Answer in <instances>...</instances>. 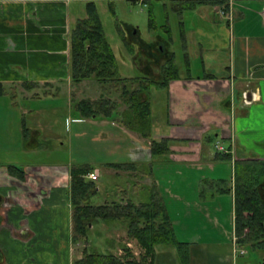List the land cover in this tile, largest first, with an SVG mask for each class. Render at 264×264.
Listing matches in <instances>:
<instances>
[{"label":"crops","instance_id":"obj_1","mask_svg":"<svg viewBox=\"0 0 264 264\" xmlns=\"http://www.w3.org/2000/svg\"><path fill=\"white\" fill-rule=\"evenodd\" d=\"M68 6V0H0V83L6 90L14 88L15 91L14 98L8 93L7 109L11 113L21 110L18 121L9 115L0 116V142L6 144L14 138L18 140L16 143H21V147L0 149V157H4L0 160V264H72L73 258L79 256L71 242V163L39 159L52 155L53 151L39 146L42 131L34 119L33 125H28L24 118L26 114L34 116L41 108L53 110L62 83L67 85L65 108L68 113L71 111L69 37L72 20ZM222 8L231 12V21L221 14ZM187 11L191 13L189 28L184 18ZM178 14L181 32L184 30L180 45L183 60L176 61L174 43L170 42L169 51L175 54L180 77L171 80L166 88L155 90V94L161 92L164 98L161 120L153 119L151 102L152 136L169 141V153L154 160L153 183L164 199L178 240L189 243V264H236L235 255L239 252L243 257L249 250L255 256L254 261L242 264H263L261 251L239 244L233 229L231 233L225 230L219 218L221 205L202 200L198 193L203 181L210 189L216 181L214 191L221 189L222 178L212 179L205 173L220 172L219 166L225 162L233 172L228 185L233 202L232 228L235 163L243 159H262L249 145L264 150V134H260L262 140L239 136L235 120L250 116L253 106L264 111V0L201 3ZM185 54L188 65L184 61ZM194 62L200 64L197 73ZM83 81L77 94L81 91L86 95V90L81 89ZM85 84L87 88L89 85ZM244 91L250 99L253 97L247 105L242 99ZM43 99L50 100L51 104L41 106ZM69 119L84 122L89 118ZM108 126L102 136L109 138L112 134L111 140L120 149L117 150L126 157L124 161L108 162L151 161L149 140L116 121H111L113 127L109 123ZM220 139L227 143L222 146L227 152H219L216 146L217 151H209L205 143L216 145ZM31 156L38 160L31 162ZM8 164L21 166L24 178L10 174ZM102 167L107 174L118 176L115 170ZM93 170L99 173L95 181L98 182L100 171ZM215 199L214 195L212 201ZM194 210L225 233L218 237L199 234L189 239L180 238L177 233L188 229L183 220L191 218ZM204 228L201 227L202 231ZM106 232V226L98 224V233ZM111 233L118 236L124 232L112 229ZM154 264H180L175 247L157 245Z\"/></svg>","mask_w":264,"mask_h":264},{"label":"trees","instance_id":"obj_2","mask_svg":"<svg viewBox=\"0 0 264 264\" xmlns=\"http://www.w3.org/2000/svg\"><path fill=\"white\" fill-rule=\"evenodd\" d=\"M183 2L184 5L174 7L177 13L183 9L190 10L197 4H220L223 1ZM150 21L152 23L151 19ZM180 24L182 25L181 21ZM69 38L70 78L73 88L70 93L71 112L78 118L106 117L118 122L125 129L149 140L151 153V161L148 163H104V167L115 170L119 182L105 190L103 200L98 203H94L93 198L101 192L100 187L87 177L94 168L89 164L70 165L71 242L79 254L73 258L72 264H154L157 245L175 247L180 264H189V243L178 240L164 199L153 183L154 160L169 153V141L152 136L149 91L164 89L171 80L180 77L174 52H159L162 58L158 66L159 74L120 76L116 56L91 2L87 5L86 17L75 22ZM184 61L189 64L186 54ZM90 77L97 80L100 95L95 99L78 98L76 93L79 84ZM8 93L12 98L15 97L14 88L6 90L0 83V96ZM26 134L24 129V144L27 146ZM263 163L255 159L236 161L233 192L235 240L264 255ZM6 167L10 174L19 179L24 178L25 171L21 166L8 164ZM229 190L221 187L217 192L226 193ZM100 223L108 230H122L127 239L137 243L139 253L135 255L128 247V241L118 239L115 234L105 240L107 251L102 252L93 246L95 242L92 237L100 234Z\"/></svg>","mask_w":264,"mask_h":264},{"label":"rangeland","instance_id":"obj_3","mask_svg":"<svg viewBox=\"0 0 264 264\" xmlns=\"http://www.w3.org/2000/svg\"><path fill=\"white\" fill-rule=\"evenodd\" d=\"M68 2L69 17L72 20L71 28H73L78 19L86 17L87 5L90 2L93 3L105 36L116 56L120 76L135 77L159 74L158 66L162 60L159 52H163V54L170 52L168 47L170 42L174 43L173 48L176 50V61L182 62L183 55L180 45L183 40V35L180 29V14L174 10V7L178 8L185 4L182 0H68ZM184 18L189 28L191 25L190 11L185 13ZM194 63V72L197 73L200 70V64L198 62ZM85 83L89 85L87 88L84 87L86 85ZM82 84L84 86L82 85L83 87L81 89L86 90V95L81 94L80 91V94L76 93L78 98L88 96L95 99L100 95L101 91L99 89V84L94 77H90L85 82L83 81ZM59 86L61 93L59 98H56L54 102L55 108L53 110H44L41 108L34 116L26 114L24 118L28 125H33L32 120L34 119L37 126H39L42 131V135L39 137L38 141L39 146L53 151H51L52 155L39 159L49 161L69 160L71 164H89L94 169L100 171V178L96 184L98 187H101V192L93 198V202H101L105 196V190L119 182L118 176L107 174L102 166L105 162L112 160L124 161L126 157L123 155L122 151H118L120 150L117 148L118 144L115 145V141L111 140L112 134H109V138L102 136L103 131L107 130L106 126H108V123L110 127H113L111 126V119L96 117L86 119L84 122L70 121L69 118H74L77 115H74L71 111L68 113L67 108H65L64 97L67 85L62 83ZM160 95L161 92H156L155 94V89L149 91V98L153 106V119L162 118L164 113V98L162 95L159 97ZM20 100L21 99L18 100L19 105L21 104ZM8 102L9 94L0 96V116L8 117L9 115L10 117H15L18 121L21 117V110L15 109L11 113L10 109H7L9 105ZM40 104L45 107L47 104H51V102L50 100L43 99ZM122 107L123 106H121V108ZM252 112L253 113L248 117L236 118L237 134L239 136L247 135L248 138L250 137L249 139L255 137L262 140L260 134H264V111H260L256 109V106H253ZM14 133L15 131L12 130V134ZM16 142H18V140L15 141L14 138L6 142L7 146L5 143L0 142V149L10 150L14 146L21 147V143ZM205 144L209 151H217L213 142H206ZM223 144L226 145L227 143L221 139L217 142L219 146H224ZM249 146L262 158L261 161L264 162V150L254 145ZM31 157L32 158L29 159L31 162L38 160L35 158L36 156ZM3 158L4 157H0V160ZM224 163L221 164L222 166H219L221 173L216 171L215 173H205V175L212 179L216 177L222 178L221 187L229 189L230 187H228V185H230V177L231 173L233 175V172L229 167L227 168ZM214 182L215 184L217 183L216 181ZM201 184L198 194L202 200H206L213 204L219 203L221 205L223 210L219 218L222 225L224 224V228L228 233H231L232 229V233H234V226L231 228V207L233 206V202L229 192L219 194L217 189L216 192L214 191L215 189H213L216 187L215 184L212 185L210 183V185L213 186L211 189L210 187H206V182L203 181ZM214 195L216 199L212 201ZM183 224L187 226V231L177 233L180 238L183 239H189L193 237V235L195 237L199 234L218 237L220 233H225L224 231H219V228H215L209 220L203 218L201 212L196 210H194V215L191 218L183 220ZM201 227H205L203 231ZM111 231L112 228L106 233L94 234L92 240L95 244L93 246L97 247L102 252L107 251L108 246L105 240L107 237L114 236L115 234L111 233ZM117 238H124L125 241H128L127 245L132 249L133 253L135 255L139 253L140 249L137 243L134 240L127 239L125 233H119ZM81 247L83 248L82 245H80V248ZM73 251H76L75 248H73ZM235 257L236 264H242L244 261L253 262L255 256H253L252 251L249 250V252L243 256L244 258L239 255V252Z\"/></svg>","mask_w":264,"mask_h":264},{"label":"built area","instance_id":"obj_4","mask_svg":"<svg viewBox=\"0 0 264 264\" xmlns=\"http://www.w3.org/2000/svg\"><path fill=\"white\" fill-rule=\"evenodd\" d=\"M221 14H222L223 16H226L227 19H228L229 21L232 20V15H231V12H230V11H226L225 9L222 8V10H221ZM242 99H243V103L247 105V104H249V103L253 100V97H252V99H250V98L248 97L247 92L244 91V92L242 93ZM215 146H216V149H217L219 152H222V153H226V152H227L226 149L223 148L222 146H219V145H217V144H216ZM98 176H99V173H98L97 170H93L92 172H90V173L87 174V177H88L89 179H91V180H94V181H96V180L98 179Z\"/></svg>","mask_w":264,"mask_h":264},{"label":"flooded vegetation","instance_id":"obj_5","mask_svg":"<svg viewBox=\"0 0 264 264\" xmlns=\"http://www.w3.org/2000/svg\"><path fill=\"white\" fill-rule=\"evenodd\" d=\"M226 151H227V150H226ZM223 154H225V153H223ZM256 160H257V159H256ZM261 160H262V159H259L258 161H259V162H262ZM89 173H90V172H89ZM262 263L264 264V261H263Z\"/></svg>","mask_w":264,"mask_h":264}]
</instances>
